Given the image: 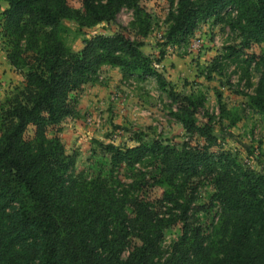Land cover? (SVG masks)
Here are the masks:
<instances>
[{
	"label": "trees",
	"instance_id": "1",
	"mask_svg": "<svg viewBox=\"0 0 264 264\" xmlns=\"http://www.w3.org/2000/svg\"><path fill=\"white\" fill-rule=\"evenodd\" d=\"M3 1L8 5L2 24L10 44L7 59L15 71L27 72L0 131V264H264V174L230 154L212 152L217 143L213 117L202 126L197 122L206 103L202 94L168 93L173 117L189 137L203 138V147L155 139L128 149L95 142L110 156V179L77 172L78 154H69L60 137L61 124L79 118L74 95L99 83L106 66L124 79L154 77L167 89L155 59L143 51L152 22L142 0H82L81 8L67 0ZM167 2L171 44L181 45L207 22L238 34L242 50L229 47L225 58L240 65L248 87L255 63L260 78L249 106L264 114V55L241 59L252 44H264V0ZM125 9L134 14V39L123 33L97 35L84 38L80 51L72 48V35L113 23ZM136 166L139 174L125 184L121 170ZM195 179L215 186L207 206L196 204ZM156 187L171 205L164 213L142 196ZM216 205L218 220L207 230L197 216ZM179 224V240L164 251V231ZM132 239L139 243L132 246Z\"/></svg>",
	"mask_w": 264,
	"mask_h": 264
},
{
	"label": "rangeland",
	"instance_id": "2",
	"mask_svg": "<svg viewBox=\"0 0 264 264\" xmlns=\"http://www.w3.org/2000/svg\"><path fill=\"white\" fill-rule=\"evenodd\" d=\"M67 1L73 8L82 7V0ZM0 2L6 3L3 0ZM141 7L152 22L143 51L155 59V68L164 77L167 89L163 90L154 77L145 81L124 79L118 69L104 67L99 83L86 85L74 95L78 100L79 118L67 119L60 126V137L67 152L78 154L76 171L83 172L88 178H111L110 156L99 143L128 149L139 145L142 140L155 139L179 146L188 142L193 147H203L205 140L198 136L189 137L173 117L176 109L168 94L172 90L184 96L195 93L206 98L205 108L197 122L202 126L208 123L210 116L213 117L210 124L217 143L212 152L230 154L246 168L264 174V114L255 113L249 106V97L254 94L260 73L253 63L249 70L252 87H248L246 81H241L240 65L225 58L229 47L242 50L238 34L227 25L207 22L198 25L193 35L181 45H174L166 39V18L171 9L167 0H142ZM3 18V9L0 8V131L14 95L24 88L27 72L15 71L7 59L10 44L2 30ZM133 20V12L125 9L113 23H102L83 29L79 35H72L70 44L78 52L83 47L84 38L123 33L134 39ZM69 25L77 31V25ZM244 54L242 60L264 55V44H252ZM222 59L225 61H220ZM219 62H222L221 67ZM241 66L246 67L245 63ZM221 107L225 108L226 114ZM55 130L51 131V135H55ZM33 132L34 129L30 128L28 136L32 137ZM139 170L137 166L124 167L119 177L125 184H130ZM149 171H152L151 168ZM193 184L198 185L196 204L207 206L216 191L213 182L195 179ZM142 196L160 212L164 213L171 207L162 201L164 190L161 188H146ZM218 210L216 205L208 213L198 214L205 229L208 230L212 222H217ZM129 211L132 213L131 209ZM181 234L180 224L167 228L163 250L169 252ZM138 243L136 239L131 241L132 246Z\"/></svg>",
	"mask_w": 264,
	"mask_h": 264
},
{
	"label": "crops",
	"instance_id": "3",
	"mask_svg": "<svg viewBox=\"0 0 264 264\" xmlns=\"http://www.w3.org/2000/svg\"><path fill=\"white\" fill-rule=\"evenodd\" d=\"M6 3L0 2V8L3 9V12L7 9V5H5Z\"/></svg>",
	"mask_w": 264,
	"mask_h": 264
}]
</instances>
